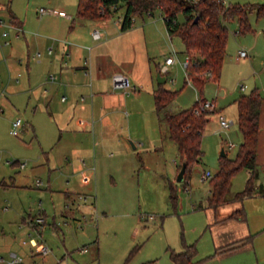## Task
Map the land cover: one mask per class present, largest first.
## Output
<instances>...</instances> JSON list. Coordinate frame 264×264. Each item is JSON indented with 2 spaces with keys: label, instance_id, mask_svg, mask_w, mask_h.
Instances as JSON below:
<instances>
[{
  "label": "rangeland",
  "instance_id": "obj_1",
  "mask_svg": "<svg viewBox=\"0 0 264 264\" xmlns=\"http://www.w3.org/2000/svg\"><path fill=\"white\" fill-rule=\"evenodd\" d=\"M77 2L0 0V18L7 23L11 15H15L24 24V33L19 36L11 28H0V33L4 29L10 33L9 45H5V39L0 36V191L24 208L26 217L29 214L32 217L42 215L46 221L43 227L47 223L44 210L49 214V220L56 214V228L49 221L45 230L32 229V234L25 236L27 242L31 237L35 238L39 246H24L28 254L22 257L21 264H175L173 253H181L190 245L197 249L200 241L211 237L206 227L208 231L198 229L204 220V214L199 210L207 204L210 187L209 180H202V174L209 172L214 176L222 149L233 158L243 140L234 100L256 88L257 73L264 68V16L257 17L252 12L249 19L253 31L244 34L238 32L236 20L228 23L227 58L219 81L209 79L202 87L189 81L184 68L186 53L183 48L177 50V59L166 72L162 70L164 64L159 69L154 66L156 76L161 73L167 78L163 86L178 91L175 100L167 106L168 110L176 112L192 108L198 98L216 105V112L210 115L211 120L202 137V156L199 163L191 167L188 182L177 181L181 158L175 142L170 141L176 151L167 145L162 151H146L138 144L141 140L148 142L149 117L156 122L154 96L139 89L142 98L137 105L123 113L119 109L117 113L122 120L125 119L123 125L134 134L129 140L137 146L132 149L135 163L127 167L112 166L109 162L102 165L99 209H95L93 215L85 216L77 212L71 202L72 207H67L64 197L58 196L57 190L67 182V177L62 174L61 167L55 169L52 166L51 158L62 130L60 113L65 111L67 103L61 101V92L54 93L48 84L42 83L43 74L49 72L50 57L44 54L42 62H37L38 52H44L36 46L34 38L39 32L72 23L57 15L40 16L39 9L64 10L76 18ZM225 2L252 4L264 0ZM160 14L156 10L152 18L159 19ZM149 17L144 15L143 19ZM179 19L182 20V15ZM241 49L249 55L240 60L238 51ZM163 59L159 57L160 62ZM242 85L248 87L244 92L240 90ZM89 103L87 100L80 104ZM220 114L232 121L229 127L221 126ZM18 118L22 120V126L18 135H13V122ZM156 125L169 140L167 124L158 120ZM135 144H131L132 148ZM175 160L178 166L174 164ZM247 180L246 170L239 171L232 179L229 196L243 190ZM170 185L175 187V203L170 197ZM150 215L155 219L150 220ZM6 234L11 238L18 236L16 231ZM41 245L47 248V253H43ZM3 254L2 251L0 256ZM194 261L196 264H216L212 258H202L198 254Z\"/></svg>",
  "mask_w": 264,
  "mask_h": 264
},
{
  "label": "crops",
  "instance_id": "obj_2",
  "mask_svg": "<svg viewBox=\"0 0 264 264\" xmlns=\"http://www.w3.org/2000/svg\"><path fill=\"white\" fill-rule=\"evenodd\" d=\"M11 16L14 19L9 18L7 23L21 28L19 35L24 33L23 22L15 15ZM57 16L69 19L72 23L63 27L62 24L57 25L48 29V32H39L35 35L37 37H34L36 46L44 52L42 54L39 51L41 56L37 57V62H42L44 54L50 57L49 72L43 74L42 83L48 84L54 93L61 92V101L67 103L64 106L65 111L60 113L62 130L51 161L53 160L52 166H55V169L61 167L62 174L67 177V182L57 190L58 196L64 197L67 207L75 206L77 212L93 215L100 205L98 197L102 187V165L109 162L112 166L127 167L132 162L135 163L132 159V149L137 146L129 140V137L134 138V134L123 125L125 119L122 120L118 115L119 109H122V113L125 109H132L142 98L139 89L154 96V91L167 80L166 76L160 73L165 81H157L154 66L157 65L156 69H159L169 56L177 59V50L184 49V45L179 37L169 35L162 13L159 19L152 18L154 15L149 17L150 19L138 17L127 30H122L121 24L116 22L115 18L90 20L79 17L77 13L76 18L71 15ZM11 29L16 31L15 28ZM95 29L101 32L99 39H94L92 35ZM262 31L264 33V25ZM13 51L12 49L10 55ZM159 57L164 59L160 62ZM225 64L224 61V66ZM115 73L128 75L136 90L130 94L114 90L112 76ZM49 74L54 75V80L48 79ZM255 86L263 97L259 116L256 155L258 176L255 191L241 200H229L213 207L209 205V187L207 204L199 210L203 212L204 220H201V227L198 229H209L211 237L209 240L200 241L196 254L202 258H212L216 264H264V68L257 73ZM247 88L246 86L242 90L240 87V90L244 92ZM44 91L48 92L46 88ZM62 97L65 99L62 100ZM87 100L89 105L80 104ZM235 101L236 98L234 103ZM155 114L158 122L160 119L156 110ZM129 120L130 118L127 122ZM153 120L152 116L149 117L148 142L141 140L138 144L145 147L146 151H162L165 145L176 151L177 147L171 145L170 138L165 139L164 132H160ZM131 144H135L133 148ZM174 164L178 166L176 160ZM111 172L114 173V170ZM246 173L248 178L250 171L246 170ZM56 179H59V176H56ZM79 194L86 196V200H80ZM237 211H241L243 218L232 217ZM25 214L24 208H20L0 191V253H4L0 256V264H9L13 254L27 256L24 246H33L30 243L24 244L23 240L26 235L32 234V229L38 232L42 228L45 230L49 221L52 227L56 228L55 213L49 220V214L44 210L43 214L47 219L44 227H38L34 217L31 214L26 217ZM8 231H16L18 236L11 238L10 234H6ZM248 238L250 239L247 240Z\"/></svg>",
  "mask_w": 264,
  "mask_h": 264
},
{
  "label": "trees",
  "instance_id": "obj_3",
  "mask_svg": "<svg viewBox=\"0 0 264 264\" xmlns=\"http://www.w3.org/2000/svg\"><path fill=\"white\" fill-rule=\"evenodd\" d=\"M156 10L161 11L169 35L181 39L186 56L190 58L185 69L187 79L196 86L202 87L209 79L220 80L230 35L228 23L236 20L239 26L238 32L241 34L253 31L249 16L255 12L257 17H263L264 2L252 4L226 3L224 0H78L77 2V15L85 19H109L122 15V30L133 26L132 17H143L146 14L153 16ZM180 15L182 20L179 19ZM10 18L14 19L12 16ZM209 72L211 76L207 75ZM177 94L178 91L161 86L154 91V102L159 119L167 124L169 138L177 146L181 163L184 159L187 161L182 181L186 184L191 167L199 162L202 156L204 130L211 119L210 115L216 111L202 109L196 111L205 101L204 98H198L192 108L170 111L167 106L175 100ZM262 99L258 88L236 99L237 122L243 141L239 144L234 158L220 156L219 170L209 180L210 206L216 207L229 200H241L255 191ZM243 169L250 171L245 188L229 196L232 178ZM170 197L175 203L176 194L173 185H170ZM232 217L243 218V214L237 211ZM196 253L195 246L190 245L181 253H173L172 259L175 264H196L194 261Z\"/></svg>",
  "mask_w": 264,
  "mask_h": 264
},
{
  "label": "built area",
  "instance_id": "obj_4",
  "mask_svg": "<svg viewBox=\"0 0 264 264\" xmlns=\"http://www.w3.org/2000/svg\"><path fill=\"white\" fill-rule=\"evenodd\" d=\"M191 1V0H190ZM225 1V0H224ZM227 3V2H226ZM115 8V7H112ZM103 10H101L100 12L102 13ZM40 16L46 15V14H54V15H59L62 17H69V15L64 11V10H58V9H45V8H41L38 11ZM147 16H150V14H146ZM111 18H115L116 22H119L121 24L122 22V15H119L117 17H111ZM110 18V19H111ZM137 19L136 16L132 17V21L135 22ZM0 26H5L6 28H15L16 29V35H19V33L22 31L21 28H19L18 26H15L13 24L10 23H6L3 19H0ZM10 33L8 30L4 29L3 31H1L0 36H2L5 41L4 44L5 45H9L10 41L8 40ZM92 35L94 37V39H99L101 37V32L97 29H95L92 32ZM49 52H51V49L49 50ZM41 54L40 52H38L37 57H40ZM248 56V53L246 50L241 49L238 51V58H245ZM189 56H186L185 62H184V68L186 69L188 63H189ZM176 61V58L174 56H169L165 59L164 61V65L162 66V70L163 72H166L168 67L171 66L172 64H174ZM208 76H211V73H207ZM54 75L53 74H49L48 75V79L49 80H54ZM112 87L114 90L119 91L123 94H130L131 92L136 90V86L133 84L131 78L123 73H115L112 76ZM246 88V86H241V89L244 90ZM65 97H62V100H64ZM216 108V105L213 102L207 101L205 100L204 102H202L200 104V106L196 109V111H199L200 109L202 110H214ZM220 119V124L222 127L227 128L232 124V121L227 120L223 115L219 116ZM22 126V120L20 118L16 119L13 122V129H12V134L13 135H18V131L19 128ZM24 165L22 164V167ZM212 174L209 172H204L202 174V180L206 181V180H210L212 178ZM78 198L80 200H86V196H84L83 194H79ZM145 217V216H144ZM85 218V216L83 217ZM149 219H155V217L153 215L149 216ZM34 222L38 225V227H42L43 224L45 223V218L42 215H38L36 217H34ZM33 247H37L39 246V242H37L35 239L30 238L28 241ZM26 240H23V243H28ZM41 250L43 251V253H47V248L44 245H41ZM83 250H85L83 248ZM23 262V258L13 254V257H11V260L9 261V264H21Z\"/></svg>",
  "mask_w": 264,
  "mask_h": 264
},
{
  "label": "water",
  "instance_id": "obj_5",
  "mask_svg": "<svg viewBox=\"0 0 264 264\" xmlns=\"http://www.w3.org/2000/svg\"><path fill=\"white\" fill-rule=\"evenodd\" d=\"M197 20V19H196ZM157 81L159 83H163L165 81V78L162 77L160 75V73L157 74ZM220 156H227V153L226 151L224 150V148L222 149V151L220 152ZM186 167H187V161L184 159L181 163V167H180V170L178 172V175H177V181L178 182H182L184 180V175H185V171H186Z\"/></svg>",
  "mask_w": 264,
  "mask_h": 264
}]
</instances>
